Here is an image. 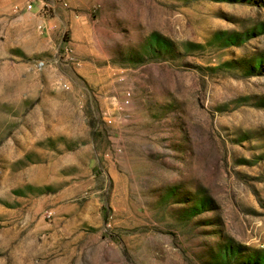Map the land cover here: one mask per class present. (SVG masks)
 <instances>
[{
  "label": "rangeland",
  "instance_id": "obj_1",
  "mask_svg": "<svg viewBox=\"0 0 264 264\" xmlns=\"http://www.w3.org/2000/svg\"><path fill=\"white\" fill-rule=\"evenodd\" d=\"M45 1L0 0V264H264V0Z\"/></svg>",
  "mask_w": 264,
  "mask_h": 264
},
{
  "label": "built area",
  "instance_id": "obj_2",
  "mask_svg": "<svg viewBox=\"0 0 264 264\" xmlns=\"http://www.w3.org/2000/svg\"><path fill=\"white\" fill-rule=\"evenodd\" d=\"M58 3H60V5L65 8L68 9L69 8V0H55ZM51 3H47L45 0H21V5L17 7V9L21 10V11H26V12H32V13H38L40 15H44L47 13V9L51 8ZM41 29H43V27H40ZM38 66L43 69L46 67V63L45 61H41L39 62ZM130 97L131 94L128 95V99H127V103H130Z\"/></svg>",
  "mask_w": 264,
  "mask_h": 264
}]
</instances>
